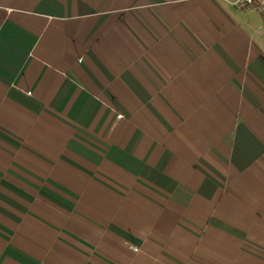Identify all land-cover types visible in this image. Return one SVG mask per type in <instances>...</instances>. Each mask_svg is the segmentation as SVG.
<instances>
[{"label": "crops", "instance_id": "0c3cea01", "mask_svg": "<svg viewBox=\"0 0 264 264\" xmlns=\"http://www.w3.org/2000/svg\"><path fill=\"white\" fill-rule=\"evenodd\" d=\"M0 264H264L259 15L0 0Z\"/></svg>", "mask_w": 264, "mask_h": 264}, {"label": "built area", "instance_id": "2783aa9c", "mask_svg": "<svg viewBox=\"0 0 264 264\" xmlns=\"http://www.w3.org/2000/svg\"><path fill=\"white\" fill-rule=\"evenodd\" d=\"M231 4L238 10H254L259 15L261 27L264 29V0H231Z\"/></svg>", "mask_w": 264, "mask_h": 264}]
</instances>
